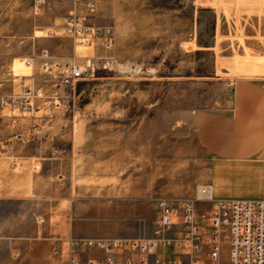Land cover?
I'll return each mask as SVG.
<instances>
[{
    "label": "rangeland",
    "instance_id": "obj_1",
    "mask_svg": "<svg viewBox=\"0 0 264 264\" xmlns=\"http://www.w3.org/2000/svg\"><path fill=\"white\" fill-rule=\"evenodd\" d=\"M258 2L0 0V163L8 177L35 183L34 197L0 201V264H71L75 253L85 257L72 239H147L158 200L205 199L199 190L207 186L211 160L188 131L187 117L221 103L225 84L245 77L226 75L221 54H264ZM60 13L63 20L47 24ZM90 25L114 28L110 49L104 39L86 41ZM221 42L234 46L220 50ZM74 65L87 73L75 87L60 86V71ZM29 87L47 94L36 102L40 111L4 105ZM56 111L87 117L94 130L84 153L76 154L73 186L63 177L55 185L39 181L53 168L41 146H56V131L45 121ZM115 166L123 175L106 179ZM132 172L140 177L132 180ZM52 189L69 202L46 214L41 193ZM196 204L201 212L213 206ZM185 253L171 247L159 255L187 260ZM221 264H230L226 243Z\"/></svg>",
    "mask_w": 264,
    "mask_h": 264
},
{
    "label": "crops",
    "instance_id": "obj_2",
    "mask_svg": "<svg viewBox=\"0 0 264 264\" xmlns=\"http://www.w3.org/2000/svg\"><path fill=\"white\" fill-rule=\"evenodd\" d=\"M241 3L236 2V5ZM258 5L264 13V0H259ZM63 17L64 15L60 13L57 18L47 20V24L57 25V21L63 20ZM261 24L259 20L254 27L256 33ZM246 37L257 36L253 34ZM259 44L264 47V40ZM233 46L224 47L222 42L219 44L220 50L224 47L223 50L226 51H231ZM220 59L227 66L226 75L234 73L245 77L225 84L228 94L221 99V103L211 108H199L189 112L188 131L210 157L206 183L213 200H264V54L258 56L221 54ZM56 112L48 122L45 120L46 126L49 127L50 124V128L56 131V146H41L42 154L49 157L53 168L50 177L47 174L42 175L39 181L46 184L51 180L52 185H55L53 179L57 181L63 177V180L66 179L73 186L71 182L74 180L73 174L76 170V154L84 153L83 150L91 143L94 130L88 124L87 117L78 120L80 116H66L59 111ZM137 134L138 131L136 136ZM4 153L9 154V148H6ZM2 159L0 158V162ZM114 169L116 172L106 174V179L117 180L123 175V172H118L123 167L115 166ZM3 170L5 169L0 163V201H25L34 197V179L31 178L27 184H23L8 177ZM132 173V180L140 177L138 173L136 175L135 172ZM75 190L74 187L72 199H69L71 201L74 199ZM135 190L139 191L138 188ZM134 195L136 194L133 193L132 196ZM41 196L42 200L48 203L49 210L46 214L53 213L65 204L64 202H69L60 196L59 191L53 193V189L43 190ZM66 217L68 220V216ZM67 230L68 233L74 232L72 224Z\"/></svg>",
    "mask_w": 264,
    "mask_h": 264
},
{
    "label": "built area",
    "instance_id": "obj_3",
    "mask_svg": "<svg viewBox=\"0 0 264 264\" xmlns=\"http://www.w3.org/2000/svg\"><path fill=\"white\" fill-rule=\"evenodd\" d=\"M94 12V3L89 4ZM86 41L98 38L105 40L110 49L114 41L112 26H88ZM45 55V59H48ZM25 65L32 67L33 59ZM60 65H57L59 69ZM78 65L61 72L60 86L75 87L77 81L87 73ZM27 88V85H25ZM47 98L42 88L26 89L24 96L12 98L4 105L24 110L40 111L36 102ZM205 194L210 196L206 186ZM208 201L212 209L201 212L196 202ZM181 219L179 223L178 220ZM182 226V237L175 232ZM228 245L230 264H264V200H219L210 197L196 200L160 199L156 204V216L152 234L147 239H72L85 257L71 259V264H221L223 245ZM173 247L186 251L187 260L164 259L159 253ZM92 252V253H91ZM88 253H91L88 255ZM97 253V254H95Z\"/></svg>",
    "mask_w": 264,
    "mask_h": 264
},
{
    "label": "bare ground",
    "instance_id": "obj_4",
    "mask_svg": "<svg viewBox=\"0 0 264 264\" xmlns=\"http://www.w3.org/2000/svg\"><path fill=\"white\" fill-rule=\"evenodd\" d=\"M85 45H86V44H85ZM89 47H90V46H89ZM204 189H205V188H201V189L199 190V197H200V198H208V197H210L209 194H205V193H204Z\"/></svg>",
    "mask_w": 264,
    "mask_h": 264
}]
</instances>
